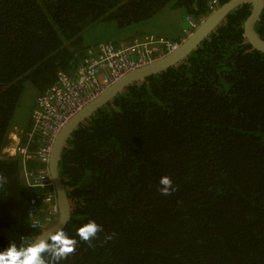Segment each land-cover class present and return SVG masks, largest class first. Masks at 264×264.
I'll return each instance as SVG.
<instances>
[{
    "label": "trees",
    "instance_id": "16d2710c",
    "mask_svg": "<svg viewBox=\"0 0 264 264\" xmlns=\"http://www.w3.org/2000/svg\"><path fill=\"white\" fill-rule=\"evenodd\" d=\"M213 1L228 0H0V251L44 232L28 208L47 190L23 176L37 164L3 154L26 88L44 93L100 43L160 37L147 23L166 10L198 25ZM250 10L235 8L185 59L71 133L58 172L71 208L63 230L77 243L60 264H264V54L243 35ZM254 28L264 40V8ZM161 176L175 191L160 193ZM88 220L102 230L83 242Z\"/></svg>",
    "mask_w": 264,
    "mask_h": 264
},
{
    "label": "built area",
    "instance_id": "2783aa9c",
    "mask_svg": "<svg viewBox=\"0 0 264 264\" xmlns=\"http://www.w3.org/2000/svg\"><path fill=\"white\" fill-rule=\"evenodd\" d=\"M214 5L215 1L210 9ZM190 27H195L193 21H190ZM177 47V42L154 36L126 45L100 43L87 51L86 58L74 73H60L52 86L36 96L31 113L32 125L25 133L24 143L19 141L11 153H4L8 157H19L23 165L36 163L34 169H23L26 185L47 190L29 201L28 214L33 230L45 229L57 217L58 207L47 165L53 141L63 124L123 74L149 64ZM43 204L47 209L41 216L40 206Z\"/></svg>",
    "mask_w": 264,
    "mask_h": 264
},
{
    "label": "water",
    "instance_id": "95a60500",
    "mask_svg": "<svg viewBox=\"0 0 264 264\" xmlns=\"http://www.w3.org/2000/svg\"><path fill=\"white\" fill-rule=\"evenodd\" d=\"M243 4H249L251 6L250 14L243 24V35L246 42L254 50L264 54V40L261 39L254 28L264 8V0H228L221 6H216L205 19H203L197 26L195 25V27L180 40L176 50L165 56L156 58L149 64L126 72L115 82L108 85L98 96L86 103L63 124L53 141L47 165L58 207L57 221L54 225L38 235L33 241L46 238L49 233L54 232L57 228L63 229L71 218L70 203L59 176L58 163L62 148L65 146L67 139L77 126L92 113L109 102L126 86L132 83L141 82L149 76L177 65L194 51L197 46L224 21L231 11Z\"/></svg>",
    "mask_w": 264,
    "mask_h": 264
},
{
    "label": "clouds",
    "instance_id": "9594fccd",
    "mask_svg": "<svg viewBox=\"0 0 264 264\" xmlns=\"http://www.w3.org/2000/svg\"><path fill=\"white\" fill-rule=\"evenodd\" d=\"M191 29L192 27L189 31ZM12 158L21 160L17 156ZM29 163L32 164L33 162H27V164ZM158 183L161 186L159 191L162 195H168L170 191H175L168 176H161ZM40 213L42 216L43 212ZM56 221L57 217L43 230L45 231L54 225ZM101 230V226L94 220H88L76 229V236L80 241L91 242ZM110 238L111 236L105 237L106 240ZM76 243L75 238L69 237L62 228H57L54 232L49 233L46 238L26 243L23 246L17 247L15 243L9 244L4 250L0 251V264H60V261L74 251ZM44 254H47V260Z\"/></svg>",
    "mask_w": 264,
    "mask_h": 264
},
{
    "label": "rangeland",
    "instance_id": "374dc122",
    "mask_svg": "<svg viewBox=\"0 0 264 264\" xmlns=\"http://www.w3.org/2000/svg\"><path fill=\"white\" fill-rule=\"evenodd\" d=\"M190 21L192 20L190 18L185 17L181 10H166L165 12L157 15L149 23H147L148 26L146 29L148 33H154L166 38L177 39L179 37L178 35H181L184 29L190 28ZM132 28L133 29H130V32L128 31L129 33L135 32L137 27ZM96 32L97 31L91 34H86L85 39L90 43H96L97 41H99V38L97 36L98 34H96ZM128 32L126 31L125 35L128 36ZM109 36L111 37V40L116 41L115 38L117 37V35L112 34ZM102 40L105 41L101 38L100 41ZM35 97L36 96L34 91L29 88H26L22 95V99L20 100L14 113V121L16 124L25 125V127L28 128L31 127L32 123L30 117L31 112L35 107ZM46 208L47 205L45 204L40 206V210L43 213H45Z\"/></svg>",
    "mask_w": 264,
    "mask_h": 264
},
{
    "label": "crops",
    "instance_id": "0c3cea01",
    "mask_svg": "<svg viewBox=\"0 0 264 264\" xmlns=\"http://www.w3.org/2000/svg\"><path fill=\"white\" fill-rule=\"evenodd\" d=\"M188 31H189V29H184V31H182L181 35H178L179 36L178 39L181 40L184 35L188 34ZM151 35H153V34H151ZM160 37H162V36H160ZM164 38L166 39V37H164ZM167 40H169V39L167 38ZM119 45H126V44H121L120 43ZM30 119H31V117H30ZM30 128L25 127V125H18V124L14 125L12 130L8 133L7 144H6V147H7L6 149L7 150L5 152H3V154L4 153H7V154L11 153L13 147L15 145H17V143L19 141H20V144L24 143L25 133L28 132L30 130Z\"/></svg>",
    "mask_w": 264,
    "mask_h": 264
}]
</instances>
